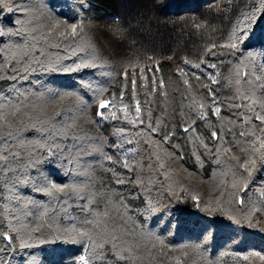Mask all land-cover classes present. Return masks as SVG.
I'll return each instance as SVG.
<instances>
[{
	"label": "trees",
	"instance_id": "16d2710c",
	"mask_svg": "<svg viewBox=\"0 0 264 264\" xmlns=\"http://www.w3.org/2000/svg\"><path fill=\"white\" fill-rule=\"evenodd\" d=\"M262 4L264 0H15L13 11L0 9V30L5 32L14 31L21 25L26 30L42 27L46 31L44 26L57 20L83 24L81 36L62 42L57 40L60 47H50L44 42L37 44L34 55L45 62L44 69L33 64L36 71L25 74L28 76L26 80H0V92L15 101L17 93L9 86L16 84L23 93L20 99L28 105L26 111L29 114L56 121L75 118L89 136L104 141L105 153L121 161L126 158L134 166L136 171L129 172L120 164L104 160L102 155L96 160L85 158L92 160L95 188L84 190L80 195L92 198V193L99 188V178L106 177L111 203L104 200L98 209L95 204L89 207L103 211L108 204L113 215L118 209L123 217L121 222L130 233L128 238L141 246L131 262L116 261V264H264L257 257L243 259L251 252L264 255V231L260 230L264 223L250 228L243 219L255 208L258 211L253 222L256 219L264 221V197L260 195L264 191V167L258 163L247 189L241 192L239 188H233V174L244 173L240 164L246 154L232 145L231 135L225 134L227 143L223 146L233 148L232 154L240 158L238 163L231 159L232 154L218 152L221 142L210 138L213 130L219 135L221 126H232L229 121L236 120L234 113L244 111L236 105L250 103L237 92V89L240 93L250 90L244 74L248 73L247 79L253 82L259 76V83H264ZM15 8L23 10L16 11ZM246 16L251 17L250 23ZM245 27L249 29L247 39L232 48L230 45L236 42L235 37ZM17 42H22L20 36H2L0 48ZM85 45L95 48L103 60L102 67L77 72L45 70L48 61L62 69L89 59L91 48ZM41 49L45 53L43 56ZM9 55L7 51L0 52V64ZM134 65L138 67L134 68ZM4 67L8 75L13 74L11 64ZM139 67L145 69L143 74ZM126 70L130 74L127 83L123 77ZM133 70L137 72L135 98L131 84ZM238 72L239 84L236 82ZM141 75L146 80L141 79ZM212 76L216 77L217 83L211 82L209 77ZM161 80L163 87L160 86ZM209 89L221 109L220 118L208 107L212 99ZM256 92L259 97L264 89L257 86ZM101 98H114V106L104 111L106 114L116 112L117 119L101 120L95 115ZM137 101L141 109L139 116L144 123L137 121L134 126L124 119V109L127 106L129 118H136ZM200 103L206 105L204 110L208 116L205 120L197 115ZM193 119L196 120L195 132L190 128L185 133L183 129ZM93 120L99 126L92 123ZM157 121L160 122L159 131L151 133L154 140L163 141L165 134L174 133L170 141L161 143L159 149L156 145L150 148L143 136L135 135L138 130H146L149 122L156 127ZM236 122L240 123L239 120ZM256 134L259 135L258 130ZM125 152L129 153L128 157H124ZM153 153H158L161 160L157 161ZM161 162L163 169L159 167ZM37 167L42 173L40 179L47 177L45 182L48 184L73 185L86 179L78 175L80 168L67 161L51 164L44 160ZM108 167H114L118 173L133 180L139 174L144 183L142 186L116 184L112 174L104 171ZM36 171L31 170L33 175ZM118 192L124 197L126 209L120 204ZM20 193L25 200L38 203L25 207L0 197V205H3L0 207V232H7L11 221L15 228L27 226L22 233L27 239L25 233L28 230L37 225L43 227L40 232L32 233L30 243L33 247L21 249L17 240L13 247L0 253L2 264H75L81 256L88 258L91 255L90 251H85L86 245L62 240L41 244L38 239L47 237L51 240L48 234L53 229L73 224L79 226L85 216L91 219L87 208L82 211L80 207L87 205L86 199L62 193L49 197L29 188L20 189ZM193 196L197 199L193 200ZM65 199L67 205H63ZM217 199L228 207L234 219L230 220L219 209L214 212L205 210L216 207ZM240 199L245 203L240 204ZM228 201L231 203L227 204ZM62 205L67 207V213L60 211ZM44 206L56 211L41 219ZM26 212L32 214L25 215ZM236 219L242 222L237 224ZM9 234L16 235L15 232ZM7 243L0 238V247ZM108 260H116V257L108 252L106 259H94L92 264H107Z\"/></svg>",
	"mask_w": 264,
	"mask_h": 264
},
{
	"label": "snow or ice",
	"instance_id": "6c2138e0",
	"mask_svg": "<svg viewBox=\"0 0 264 264\" xmlns=\"http://www.w3.org/2000/svg\"><path fill=\"white\" fill-rule=\"evenodd\" d=\"M15 0H0V9L7 10L9 12L14 10ZM264 8V4H262ZM16 11H22L23 9L15 8ZM254 15V14H253ZM248 22H251V17L246 16ZM31 23V21H29ZM46 27V31L42 27H33L31 30H26L23 25L21 27L5 32L0 30V37L5 35L11 36H20L22 42H17L15 45H12L7 48H0V52H9V57H6L4 62L0 64V80H26L28 76L27 73L35 72L36 69L32 67L33 64L39 65L44 69L45 62L41 61L34 55V50L36 49L37 44L44 42L50 47H60L59 43H56L57 40L63 41L68 40L69 38L76 39L78 36L84 32L83 24L71 23L68 24L66 21H55L49 23ZM197 27H200L198 25ZM249 29L247 27L241 29L240 35L235 37L234 43L230 46L232 48H237L238 43H243L247 39ZM38 33V34H34ZM85 47L91 48L89 52V59L81 60L79 63H75L74 66H66L62 69H58L56 64L52 61L47 62V71H57L62 70L64 72H77L84 68H96L103 66L102 58L97 54L95 48L91 45H85ZM83 51L84 48L82 47ZM41 56H43L44 50H40ZM251 56V53H249ZM151 59V58H149ZM11 64L10 69L12 75H8L5 70V65ZM138 67V65L133 66ZM151 71V68L148 69ZM158 70V67H157ZM145 69L139 67V72L143 74ZM129 71L123 72V77L125 83L129 79ZM249 74L245 73V83L249 84L250 90L247 93H240V90L237 89V92L240 94L243 100H248L250 103L236 105L238 108L244 109L240 113H234L236 120H239L240 123L237 124L236 120H230L229 123L231 127L225 128L221 126L219 129V135L217 130L211 132L212 139L221 142V148H218L217 151H223L226 154H232V147H224L223 145L227 142L224 140L225 134L232 136V145L239 148L240 152L246 154V158L243 163L240 164V167L244 169V173H234L232 187L239 188V191H244L248 187V182L253 176V172L257 169L259 163L260 166L264 167V93L257 97L256 87L264 89V83H259L260 77L255 78V82L248 80L247 76ZM238 79L237 84L240 83V74L237 73ZM141 79H145L143 75L140 76ZM198 79V77H197ZM213 84L217 83L215 76L209 77ZM136 80L137 72L133 70L131 72V84L133 89V97L136 95ZM185 84L188 83L187 80L184 81ZM153 92H155V77H153ZM160 86L163 87V81H160ZM12 90L17 93V99L13 101L11 97L4 96L3 92H0V197L7 199L9 202H17V204H23L27 207L28 204H37L38 202L32 199L25 200L20 193V189L29 188L33 192H41L46 196L53 197L54 193H62L65 196L75 195L78 199H86L87 205H81V210L84 211L86 208L91 215V219L88 216H85L83 221L77 226L73 224L71 227H66L63 229H53L48 235L52 237L49 240L47 237L38 238L41 244L48 242L63 241L65 243H79L81 245H86L85 251H90L91 255L86 258L81 256L75 264H92L94 259L104 260L107 258V253L111 252L116 260H108L107 264H116V261H132L133 256L136 255L140 250L139 242L135 240H130L128 237L130 235L129 231L124 227L122 215L118 209H115L116 214L113 215L112 211L109 210L108 204H105L103 211H94L91 205L95 204L98 209L100 203L104 200H108L109 204L111 203V198L108 195V185L105 183L106 177L99 178V188L92 193V198L88 196L80 195V193L89 188H95V182L92 180V176L95 174V169L93 168L92 160L85 159L86 157H92L93 160L99 158L100 155L103 156V159L111 162L113 164H120L121 167L128 169L129 172L136 171L134 166L130 163L128 159L120 158L114 159L113 155L107 154L103 151V143L99 137H92L87 134L81 125H79L75 118H70V121H56V120H45L40 116H33L26 111L28 107L24 103L23 99L20 97L23 96V93L17 87L16 84L9 86ZM123 92L121 96H123ZM209 94L212 96L211 102L208 107L211 109V112L216 117L220 118L221 109L217 105V100L212 93V90L209 89ZM103 92L101 91V96ZM147 103V102H146ZM114 106L113 100L99 99L98 110L95 113L96 116L100 117L101 120L117 119L116 112L112 111L108 114L104 111L105 109H110ZM206 105L204 103L199 104V112L197 113L198 118L205 120L208 116V113L204 110ZM127 106H125V116L124 119L128 123L136 126L137 121L140 124H143L144 121L140 119V107L139 101H137L136 106V118H129L127 111ZM57 115H60L57 113ZM26 117V118H25ZM149 121H151V112L149 111ZM256 122H259L258 124ZM92 123H99L95 120ZM196 120L193 119L190 124H188L183 130L185 133L189 132L191 128L195 132ZM160 122L157 121V126L153 127L152 123L149 122L146 125V130H138L135 135L143 136L145 142L149 144L151 148L152 145H156L157 149L160 148L161 143H166L170 141L171 136L174 133L165 134L163 136V141H156L152 138L151 133H157L159 131ZM211 126V125H210ZM239 128L238 132L234 129ZM257 130L259 135H257ZM122 132V130H118ZM248 137H253L249 140ZM131 143V141H129ZM203 143V142H201ZM257 144L259 145L257 147ZM118 147V146H117ZM175 147V145H173ZM206 147V146H205ZM250 153V155L248 154ZM156 155V160L160 161L161 157L158 153H153ZM168 155H174L169 153ZM129 153L125 152L124 157H128ZM151 159V157H149ZM231 159L237 160L239 163V157L235 154L231 155ZM44 160H47L51 164H56L57 161H67L68 164H75L81 171L78 172V175L85 177L86 179L80 181L73 185L57 186L56 184H48L47 177L40 179L42 173L38 169V165ZM199 160V156H197ZM219 163V161H217ZM61 166H63L61 164ZM102 167V165H101ZM149 168L152 167L151 164L148 165ZM161 169L164 168L163 162L159 164ZM37 169L36 174L33 175L31 170ZM91 169V172L89 171ZM104 171L110 172L112 177L115 179V183L123 185L125 183H131L133 186H142L144 179L137 174L133 180L131 177H125L118 173L114 167H108ZM167 177V172L164 173ZM148 182L151 183V177L148 178ZM260 195L264 197V191H261ZM99 196L100 199L97 200L95 197ZM117 197L120 201L121 206L125 209L127 205L123 203L124 197L117 193ZM59 199V197H56ZM193 200H196L197 197L193 196ZM240 204H244L245 201L240 199L238 201ZM230 204L231 201L226 202ZM68 200L63 201V205H67ZM216 207L207 208L205 210L214 212L219 209L224 215L228 216L230 220L234 219V216L229 213L228 207L224 204H221V201L217 199L215 201ZM60 207V211L67 213V207ZM3 207V205H0ZM55 209H50L47 206H44V210L40 213V218L48 217L50 212H55ZM258 209L253 208L249 211L246 216H244V221L247 222L248 227H258L264 221L256 219L253 222V217L255 212ZM31 212H26L25 215H31ZM59 215V213H57ZM67 218V217H66ZM55 220V217H52ZM235 222L240 224L242 221L236 219ZM9 230L7 232H0V238L6 240L8 243L4 247H0V253L4 252L7 248H11L14 245L15 241H19V247L21 249L31 248L33 244L30 241L33 239L32 233L40 232L43 225H37L36 227L31 228L25 234L27 239L24 238V229H27V226L22 228H15L9 222ZM2 226V225H0ZM264 231V228L260 229ZM9 232H15L16 235H10ZM108 245L109 247H106ZM155 247V245H153ZM250 257H257L260 260L264 261V255H261L259 252H251L248 255L244 256L243 259L247 260ZM2 264V262H0Z\"/></svg>",
	"mask_w": 264,
	"mask_h": 264
}]
</instances>
